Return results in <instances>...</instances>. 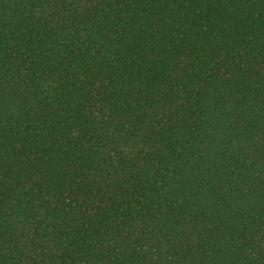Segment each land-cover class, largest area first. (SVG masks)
Returning a JSON list of instances; mask_svg holds the SVG:
<instances>
[{"label": "trees", "instance_id": "obj_1", "mask_svg": "<svg viewBox=\"0 0 264 264\" xmlns=\"http://www.w3.org/2000/svg\"><path fill=\"white\" fill-rule=\"evenodd\" d=\"M0 264H264V0H0Z\"/></svg>", "mask_w": 264, "mask_h": 264}]
</instances>
